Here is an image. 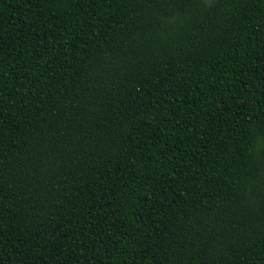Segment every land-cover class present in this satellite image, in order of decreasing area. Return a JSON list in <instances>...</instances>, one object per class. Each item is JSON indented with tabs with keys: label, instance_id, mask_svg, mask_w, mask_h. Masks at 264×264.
<instances>
[{
	"label": "trees",
	"instance_id": "16d2710c",
	"mask_svg": "<svg viewBox=\"0 0 264 264\" xmlns=\"http://www.w3.org/2000/svg\"><path fill=\"white\" fill-rule=\"evenodd\" d=\"M0 264H264V0H0Z\"/></svg>",
	"mask_w": 264,
	"mask_h": 264
}]
</instances>
